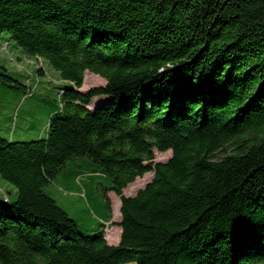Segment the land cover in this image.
Masks as SVG:
<instances>
[{
	"label": "trees",
	"instance_id": "1",
	"mask_svg": "<svg viewBox=\"0 0 264 264\" xmlns=\"http://www.w3.org/2000/svg\"><path fill=\"white\" fill-rule=\"evenodd\" d=\"M4 34L69 86L46 138H0L17 191L0 264H264V0H0ZM87 72L105 85L78 92ZM0 85L17 88L5 71ZM75 166L110 180L107 210L120 197L118 246L47 195Z\"/></svg>",
	"mask_w": 264,
	"mask_h": 264
},
{
	"label": "rangeland",
	"instance_id": "2",
	"mask_svg": "<svg viewBox=\"0 0 264 264\" xmlns=\"http://www.w3.org/2000/svg\"><path fill=\"white\" fill-rule=\"evenodd\" d=\"M38 69L43 72L42 76H38ZM3 71L16 82L17 88L0 85V138L10 143H29L46 138L49 114L53 113L52 115H56L60 112L59 90L65 89L69 85L63 82L59 74L49 67L47 63L35 61L32 57L24 54L21 49L15 46L10 35L7 34H4L0 40V72ZM105 83V80L100 76L87 72L84 76L83 86L79 91L87 93L90 89L104 86ZM108 101L109 98L107 97L95 98L89 108L94 110ZM154 155L155 163H166L171 158V152L163 154L155 152ZM152 177L153 174L145 175L143 179L138 180L134 184V188L136 187L138 190L144 187L152 181ZM90 178L94 179L93 183H95V186L92 185V187L95 189L96 201L95 204L92 199L87 200L85 198L84 201L86 204V201L89 202L87 207L90 209L93 220L90 217H85L81 212L77 214V207L81 210L83 206L79 198L72 194L68 197L75 204L71 211V216H69L71 219H75L79 232L83 235H89L88 230L91 228L97 232L102 231L98 221L102 212H108L100 188L110 187V180L99 179V177L94 175H91ZM58 184L67 192L68 190L66 189L70 187L71 182L66 181L64 184L58 182ZM137 190L132 189V193L131 189L127 190L125 195L132 196L136 193L134 191ZM50 191H52V188H50ZM16 199V189L11 184L0 179V208H9L10 204L14 203ZM53 200L61 209H67L64 202ZM7 201L8 203H6ZM116 201L117 198L114 199V202ZM112 209L113 214L115 212L118 213L116 204L113 205ZM105 236L107 242H117L119 236L118 227H116V230L108 229Z\"/></svg>",
	"mask_w": 264,
	"mask_h": 264
},
{
	"label": "crops",
	"instance_id": "3",
	"mask_svg": "<svg viewBox=\"0 0 264 264\" xmlns=\"http://www.w3.org/2000/svg\"><path fill=\"white\" fill-rule=\"evenodd\" d=\"M69 171L73 177H68L69 179L67 180V178H65V176H68L66 174V172L62 175V176H59L56 181L54 182L53 185H49L47 190H46V193L49 197H51L52 199H55V200H59L60 202H64L67 206V211L64 210L68 215L71 216V211L73 210V207L75 206L73 200H70L68 199V197L72 195H75L77 198L80 199V202L82 203V208L80 210V208L77 207V214H79L80 212L85 216V217H90L91 220H93V218L91 217V214H90V209L87 207L89 206V202H87V204L85 203V201L83 199H92L94 204H95V201H96V198L93 197L94 194H93V186H95V183H93V180L94 179H91L90 178V174L87 175V176H83V177H80V176H77V173L78 171L80 170L78 167H73V168H68ZM94 176H97L99 178H101L99 175H94ZM71 182V184L69 185L70 187L67 188L66 190H68L67 192L63 189L62 186H60L58 184V182H60L61 184H64L65 182ZM58 186H60L59 188H57ZM50 188H52V191H50ZM84 195V197H83ZM96 196V194H95ZM109 199L110 201L112 200V202L114 204H116L117 208L119 207V202L118 200L116 202H114V195L112 194H109ZM102 215L100 216V219H102L104 222H108L109 224L110 223H114V224H118L120 222V215L114 213V216L112 217V215H109L108 212H102L101 213ZM117 218L119 219L117 221ZM74 219V218H73ZM75 220V219H74ZM116 220V221H115ZM119 229V228H118ZM111 230H116V226H114ZM118 241L114 242V243H109V245L111 246H117L119 244V240H120V229H119V236H118Z\"/></svg>",
	"mask_w": 264,
	"mask_h": 264
}]
</instances>
